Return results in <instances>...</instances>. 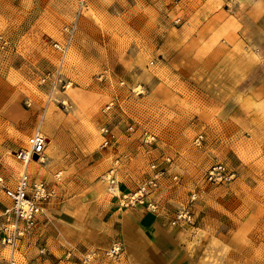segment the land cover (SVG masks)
I'll return each instance as SVG.
<instances>
[{
  "label": "rangeland",
  "instance_id": "obj_1",
  "mask_svg": "<svg viewBox=\"0 0 264 264\" xmlns=\"http://www.w3.org/2000/svg\"><path fill=\"white\" fill-rule=\"evenodd\" d=\"M195 1L85 0L83 7L80 0L0 1V37L7 42H0V92L6 103L17 108L13 113L9 110L0 114V143L12 142L18 147L1 154V182H16L21 163L13 154L37 129L55 139L66 158L88 152L98 157L109 151L110 156L100 162L112 160L113 168L107 169L113 170L119 183L121 178L132 179L135 174V179L140 178L137 186L152 173V163L165 166L164 178L170 180L171 175H177V181L168 184L182 188L188 198L212 191L220 194V190L237 194L231 184L245 174L238 183L248 197L242 203L234 199L237 218L229 231L219 238L203 239L192 257L198 264H264V141L244 143L240 137L234 143L241 161L248 165L243 171L227 159L212 162L214 155H220L206 148L205 133L195 121V93L181 94L176 84L172 86L162 77L157 94L149 93L148 86L136 80L131 70L130 76L126 75L133 65H142L143 60L156 54L164 31L177 36L187 22L186 4L190 8ZM207 1L214 5L213 0ZM72 23L76 28L62 67L63 77L70 84L66 90L57 87L49 98L48 88L39 78L58 64L61 54L52 44L64 42ZM158 27L161 36L156 34ZM156 62L163 74L162 61L157 57ZM109 102L112 108L103 113L102 107ZM200 113L209 118L214 115L211 110ZM102 126H106L105 135L100 132ZM232 127L231 133L238 139L242 131ZM261 128L264 138V126ZM144 132L154 137L153 142H143ZM106 139L109 141L103 146ZM44 153L46 157L48 151ZM45 157L29 172L56 191L57 197L66 180H78L63 167L67 166L64 158L58 161L63 166L52 171L51 180L47 179L51 170ZM164 157L170 162H164ZM216 162L234 171L231 181L215 185L205 180L207 169ZM148 170L150 174H146ZM110 175L105 171L93 182L106 188ZM104 252L107 263L122 264V254L109 257ZM15 260L18 262L17 254Z\"/></svg>",
  "mask_w": 264,
  "mask_h": 264
},
{
  "label": "crops",
  "instance_id": "obj_2",
  "mask_svg": "<svg viewBox=\"0 0 264 264\" xmlns=\"http://www.w3.org/2000/svg\"><path fill=\"white\" fill-rule=\"evenodd\" d=\"M213 2L214 5L196 0L190 8L186 4L187 22L177 36L171 37V32L165 31L161 34L158 27L156 34L162 35L158 51L143 60L142 65H133L126 75L130 76L131 70L136 80L148 86L149 93L157 94L161 77L172 86L176 84L181 94L195 93V121L205 133L206 148L220 155H214L212 162L227 159V163L243 171L248 165L241 161L234 143L240 137L244 143L264 141V0ZM157 57L162 61L163 74ZM165 89L175 94L168 86ZM11 106L0 92V114L17 111ZM204 110L213 111V117L200 113ZM232 126L242 131L238 139L231 133ZM41 133L48 138V154L45 157L44 153V157L49 160L51 171L47 172V179L51 180L52 171L63 166L58 161L64 158L67 166L63 167H68L78 181L66 180L60 194L56 197L55 191L54 197L44 204L34 228L17 245V264H110L102 254L116 242L122 246V264H198L192 257L194 248L203 239L225 235L237 218L234 199L242 203L248 197L238 183L245 174L231 184L237 194L224 190L220 194L203 193L191 202L193 227L189 228L174 221L176 208L189 201L188 194L163 178L157 194L159 214L140 207L122 208L120 195L133 190L139 177H123L119 183L113 174L115 190L109 189L107 181L106 188H101L93 178L105 171L111 174L108 169L112 160L100 162L110 156L109 151L98 157L88 152L66 158L57 141ZM17 148L12 142L0 143V157ZM15 183H0V215L9 205L3 187H13ZM93 251L95 256L86 261ZM8 255V249L0 246V264H5Z\"/></svg>",
  "mask_w": 264,
  "mask_h": 264
},
{
  "label": "built area",
  "instance_id": "obj_3",
  "mask_svg": "<svg viewBox=\"0 0 264 264\" xmlns=\"http://www.w3.org/2000/svg\"><path fill=\"white\" fill-rule=\"evenodd\" d=\"M80 7H83L85 0H80ZM76 24L72 23L67 31L66 37L62 44L54 42L52 45L60 51V60L56 67L52 70H47L41 74L40 84L48 88L50 98L56 91L57 87L66 90L68 83L62 73V67L65 55L69 49ZM0 42L6 45L7 42L0 37ZM139 94V93H138ZM62 106H65L64 101H60ZM113 106L112 102L105 104L101 111L103 113L109 111ZM131 130L132 127L127 128ZM100 132L106 134V126L100 128ZM143 142L150 144L154 137L144 132L142 134ZM201 136L198 137L200 139ZM109 140L106 139L102 145L105 146ZM48 143V138L41 133L39 129L32 132L26 139L25 146L15 152V156L21 163V170L13 187H3L4 195L9 200V205L5 206L0 217V246L7 248L9 251L8 257L5 259V264H17L15 260V252L18 243L27 236L35 226L37 216L42 212L44 204L54 197V190L49 188L43 180L32 178L29 172L28 165L30 161L41 160L44 157V152ZM163 161L170 162L169 157H164ZM152 173L133 190L124 192L120 195V207L135 208L140 207L152 214H159L160 206L157 199V194L160 188L161 180L167 174L165 166L159 167L156 163L150 165ZM111 175L106 179L109 183L110 190H115V178ZM55 176H59L56 173ZM235 176L233 170L222 162L212 164L205 173V180L210 184H220L231 181ZM171 181H177V175L170 176ZM2 179L0 178V182ZM197 198L196 194L189 197V201L176 208L174 212V221L184 226L190 227L193 225L192 212L190 211L191 202ZM106 256L119 257L122 253V246L119 243H113L105 252ZM95 256V252H91L86 256L85 260H90Z\"/></svg>",
  "mask_w": 264,
  "mask_h": 264
},
{
  "label": "bare ground",
  "instance_id": "obj_4",
  "mask_svg": "<svg viewBox=\"0 0 264 264\" xmlns=\"http://www.w3.org/2000/svg\"><path fill=\"white\" fill-rule=\"evenodd\" d=\"M42 160H43V159H41V160H39V161H42ZM39 161H37V160L30 161V163H29V165H28L29 169L32 168L33 166H35Z\"/></svg>",
  "mask_w": 264,
  "mask_h": 264
}]
</instances>
